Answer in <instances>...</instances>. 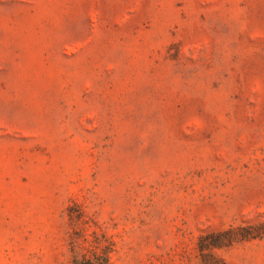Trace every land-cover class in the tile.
<instances>
[{
    "label": "rangeland",
    "instance_id": "1",
    "mask_svg": "<svg viewBox=\"0 0 264 264\" xmlns=\"http://www.w3.org/2000/svg\"><path fill=\"white\" fill-rule=\"evenodd\" d=\"M0 264H264V0H0Z\"/></svg>",
    "mask_w": 264,
    "mask_h": 264
}]
</instances>
